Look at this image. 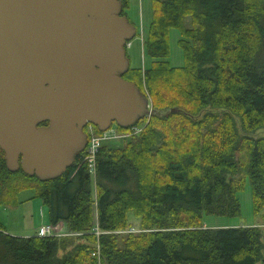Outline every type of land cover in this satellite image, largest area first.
I'll return each mask as SVG.
<instances>
[{"label":"trees","instance_id":"trees-1","mask_svg":"<svg viewBox=\"0 0 264 264\" xmlns=\"http://www.w3.org/2000/svg\"><path fill=\"white\" fill-rule=\"evenodd\" d=\"M120 2L125 14L129 1ZM152 9L143 42L152 61L120 74L151 99V114L122 146L101 145L94 179L83 150L61 175L46 179L8 169L0 148V205L15 206L17 193L33 188L48 223L81 232L15 237L0 224V264H258L264 258L262 227L203 223L206 213L240 215L237 194L246 177L252 211L264 219V136L255 134L264 128V0H152ZM173 27L183 65L166 59ZM130 212L140 231L115 233L133 225ZM95 223L104 232L98 237L90 232ZM97 239L99 256L92 254Z\"/></svg>","mask_w":264,"mask_h":264},{"label":"water","instance_id":"water-1","mask_svg":"<svg viewBox=\"0 0 264 264\" xmlns=\"http://www.w3.org/2000/svg\"><path fill=\"white\" fill-rule=\"evenodd\" d=\"M120 0H0V148L11 171L61 175L102 131L149 113L120 74L134 26ZM47 122L48 124H40Z\"/></svg>","mask_w":264,"mask_h":264},{"label":"rangeland","instance_id":"rangeland-1","mask_svg":"<svg viewBox=\"0 0 264 264\" xmlns=\"http://www.w3.org/2000/svg\"><path fill=\"white\" fill-rule=\"evenodd\" d=\"M128 7L125 9L129 21L136 26L135 37L132 38L130 44L126 46V51L128 58L130 60L131 67H140L141 69H146L149 67L152 57L147 54L144 40H146L148 28L152 20V0H128ZM184 23L187 27L191 24L190 16H186ZM169 55L166 56L169 64L183 65L184 57L181 47L179 45L180 31L178 28L173 27L169 30ZM151 101V99H150ZM152 103V102H151ZM152 105V104H151ZM144 120L142 123H147L148 117L143 116ZM115 127L110 129L118 128L114 123ZM118 130V129H117ZM257 135L264 136V128L257 129ZM125 139L120 137H114L109 141H104L103 144L111 146H122ZM94 179V178H93ZM95 195V193L92 192ZM33 188H27L25 190H20L16 197L18 199L15 206H10L9 204L0 205V224L4 226V231L9 233L11 236H23L29 237L30 235H35L38 228L48 223L47 220V208L41 199L37 198ZM237 197L240 202V215H235L231 217H226V215L214 216L213 214H203V223L205 226L219 228L221 226L230 227L232 225H242L247 224L258 225L264 229V219L260 214L255 215L252 211L251 204V187L248 177H246L243 189L238 192ZM128 222L138 227L139 219L130 212ZM203 225V226H204ZM139 228V227H138ZM264 232V231H263ZM264 242V234H263ZM263 253H264V249ZM258 264H264V258L259 259Z\"/></svg>","mask_w":264,"mask_h":264},{"label":"built area","instance_id":"built-area-1","mask_svg":"<svg viewBox=\"0 0 264 264\" xmlns=\"http://www.w3.org/2000/svg\"><path fill=\"white\" fill-rule=\"evenodd\" d=\"M130 44V41H127V45ZM148 108H149V113L146 114V118L149 117L151 114V110H152V105L150 102V98H149V104H148ZM145 123H138V125H133L130 126L128 129H126L125 131H121L118 128L115 129H110V128H106L105 130H102L100 132L95 130V126L91 123L88 124L86 132H87V142H86V146L84 148V158L86 160L87 163V167L88 168V172L92 174L93 178L95 177V172H96V158L99 151V148L101 147V145L103 144L104 141H109L110 139H113L114 137H120L121 139H124L126 137L131 136L132 134H138L139 131L142 129L141 127H143ZM114 125V124H113ZM111 126L115 127V126ZM118 129V130H117ZM130 231H140L138 227L131 225L129 228L126 229H119L118 231H115V233L118 232H125V233H129ZM95 233V235H100L101 233H104L102 231H99L97 223H95V225L92 228V231ZM81 232H63L57 227V225H52L50 223H46L41 225L38 230L36 231V233H34L36 236L41 237V236H54V235H67V234H74V235H79ZM98 243V239L96 241V249L93 251L92 254H95L97 256H99V244Z\"/></svg>","mask_w":264,"mask_h":264},{"label":"crops","instance_id":"crops-1","mask_svg":"<svg viewBox=\"0 0 264 264\" xmlns=\"http://www.w3.org/2000/svg\"><path fill=\"white\" fill-rule=\"evenodd\" d=\"M55 225H57V227L62 231V233L68 231L67 226L61 221H58L57 223H55ZM238 226H242V225H238Z\"/></svg>","mask_w":264,"mask_h":264},{"label":"flooded vegetation","instance_id":"flooded-vegetation-1","mask_svg":"<svg viewBox=\"0 0 264 264\" xmlns=\"http://www.w3.org/2000/svg\"><path fill=\"white\" fill-rule=\"evenodd\" d=\"M127 15V14H126ZM128 17V16H127ZM89 123H91V122H88L84 127H83V131L85 132V134L87 135V132H86V130L85 129H87V126H88V124ZM40 124H44V126H46L48 123L47 122H42V123H40ZM91 124H93V123H91ZM114 124V123H113ZM94 126H95V124H93ZM132 126V125H131ZM110 128H111V125H110Z\"/></svg>","mask_w":264,"mask_h":264}]
</instances>
